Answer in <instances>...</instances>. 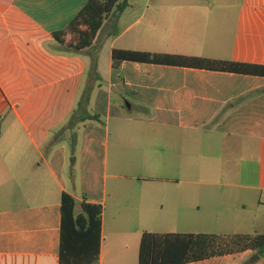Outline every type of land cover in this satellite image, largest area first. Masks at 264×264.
Returning a JSON list of instances; mask_svg holds the SVG:
<instances>
[{"label": "crops", "instance_id": "obj_1", "mask_svg": "<svg viewBox=\"0 0 264 264\" xmlns=\"http://www.w3.org/2000/svg\"><path fill=\"white\" fill-rule=\"evenodd\" d=\"M87 1L0 0V264H61L64 193L103 207L96 264H139L144 232L264 234V76L113 66L115 49L264 65V0H131L78 52L54 33ZM122 101L139 115L124 118ZM78 109L105 113L104 139L99 122L66 129ZM112 119L121 148L109 174ZM127 126L146 130L138 157L149 177L119 169ZM70 156L93 160L90 171L102 156L100 190L85 177L70 183ZM256 254L187 264H264Z\"/></svg>", "mask_w": 264, "mask_h": 264}, {"label": "trees", "instance_id": "obj_2", "mask_svg": "<svg viewBox=\"0 0 264 264\" xmlns=\"http://www.w3.org/2000/svg\"><path fill=\"white\" fill-rule=\"evenodd\" d=\"M130 5V0H88L84 8L69 23L65 30L54 33L55 39L64 44L67 33L78 36L71 47L80 52L90 48L103 27L105 20L120 16ZM85 27V28H84ZM123 61L152 63L171 66L200 68L213 71L264 76V65L244 64L233 61L213 60L151 52L113 50V66L119 68ZM90 91H86L80 107L89 105ZM76 115V116H75ZM102 122L101 116L88 109L74 114L66 129L81 122ZM63 129L60 136H63ZM76 142L72 143L75 149ZM80 207V211L78 210ZM61 264H96L102 239L103 207L82 203L64 193L61 202ZM254 251L264 257V234H207V233H152L144 232L141 237L139 264H187L214 257Z\"/></svg>", "mask_w": 264, "mask_h": 264}, {"label": "rangeland", "instance_id": "obj_3", "mask_svg": "<svg viewBox=\"0 0 264 264\" xmlns=\"http://www.w3.org/2000/svg\"><path fill=\"white\" fill-rule=\"evenodd\" d=\"M250 3H254L253 0H248ZM131 3V0H130ZM85 28V27H84ZM68 36V42L72 44H76L78 41V36L73 33H67ZM123 102V101H122ZM131 102V101H130ZM132 103V102H131ZM130 104V103H129ZM133 104V103H132ZM123 108H118L119 112L123 113L124 118H131L136 117L139 115L137 105L133 104V109L128 110L127 103L123 102ZM131 106V104H130ZM113 115H116V109H112ZM145 115L141 113L139 117H144ZM152 116V114H151ZM150 117V116H148ZM102 122L97 123V125L102 129L103 135L102 138L104 139V132L106 130V115L105 113L101 116ZM120 119H118L119 121ZM108 125V163H109V174H112L115 172L116 168L118 167V160L116 156L119 155V147L118 146V140H119V133L118 129L120 128L118 123L115 119L110 120ZM130 126H127L124 128L125 138L127 137L129 141H122V144L124 148H122V155L121 156H127L126 159L123 160V167H119V169L122 171V174L126 176H138L139 177H149V169H146L144 165H142V158L138 156H144L146 150V144H145V132L146 130H134L130 129ZM104 149V148H103ZM104 156V155H103ZM133 156V157H132ZM136 156V157H134ZM77 159V160H76ZM70 166H69V173H68V179L70 180V183L75 184V178L78 177V185L77 188H79L80 181L83 177L86 179L88 178L89 181H95V188L97 190H100L103 186V166H102V156L98 157L97 165L94 163V167L90 171V163H93V160L91 162H88L87 160H84L82 162L81 156H70ZM93 173V174H92ZM92 174V178L91 177ZM84 175V176H83ZM126 184H138V181L136 179H127L125 181ZM112 185V179H108V187L110 189ZM108 216V213H107ZM254 257V256H253ZM253 257L251 259H253Z\"/></svg>", "mask_w": 264, "mask_h": 264}, {"label": "water", "instance_id": "obj_4", "mask_svg": "<svg viewBox=\"0 0 264 264\" xmlns=\"http://www.w3.org/2000/svg\"><path fill=\"white\" fill-rule=\"evenodd\" d=\"M127 107L130 108V104L129 103H127ZM259 259H260V256L258 254H256L254 256V258L252 259V261L259 260Z\"/></svg>", "mask_w": 264, "mask_h": 264}]
</instances>
